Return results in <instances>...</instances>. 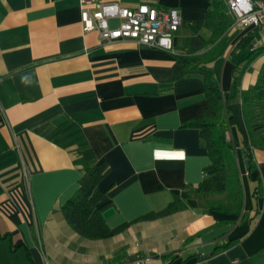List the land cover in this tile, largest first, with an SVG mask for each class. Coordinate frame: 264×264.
Instances as JSON below:
<instances>
[{
  "label": "crops",
  "instance_id": "0c3cea01",
  "mask_svg": "<svg viewBox=\"0 0 264 264\" xmlns=\"http://www.w3.org/2000/svg\"><path fill=\"white\" fill-rule=\"evenodd\" d=\"M100 1L178 9L177 54L125 39L101 43L82 30L81 9L91 3L0 0V264H58V245L72 264H102L108 246L129 243L136 250L114 264L133 255L150 258L142 264L264 263V149L252 143L264 130L248 131L241 102L264 67V22L234 25L228 0ZM200 61L227 102L220 122L241 178L239 217L207 208L230 206L227 193L195 192L210 162L191 124L207 105L192 69ZM81 145L109 166L98 184L115 209L106 224L131 221L109 243L82 237L60 210L77 188ZM177 197L183 209L136 219Z\"/></svg>",
  "mask_w": 264,
  "mask_h": 264
},
{
  "label": "trees",
  "instance_id": "16d2710c",
  "mask_svg": "<svg viewBox=\"0 0 264 264\" xmlns=\"http://www.w3.org/2000/svg\"><path fill=\"white\" fill-rule=\"evenodd\" d=\"M208 15L209 12L205 14V17ZM199 63L192 69L202 74L207 105L203 114L194 118L191 124L198 128L199 135L208 150L210 162L204 167V179L196 187L195 192L199 198L203 199H207L210 194L227 193L230 206L219 203L213 207L214 204L208 201L207 208H230L235 211L236 217H239L243 202L242 183L234 161V146L231 140L227 139L220 122L222 111L224 109L228 111L227 102L211 67L207 62L200 61ZM192 69L188 67L185 71L189 73ZM241 102L243 116L249 124L248 131L253 133L264 130V67H262L255 85L241 93ZM252 143L254 146L264 149V136L254 139ZM247 160L246 167L250 171L252 164L249 157ZM74 163L80 168V177L74 194L60 208L65 221L74 231L87 239H105L122 232L130 225L131 221L109 227L101 214L105 208L111 206V202L107 198V189L98 187L99 182L109 171L108 164L105 161H97L92 149L86 145L79 147ZM184 206L182 200L177 197L164 209L158 212H149L136 219L148 220L166 216L183 209Z\"/></svg>",
  "mask_w": 264,
  "mask_h": 264
},
{
  "label": "built area",
  "instance_id": "2783aa9c",
  "mask_svg": "<svg viewBox=\"0 0 264 264\" xmlns=\"http://www.w3.org/2000/svg\"><path fill=\"white\" fill-rule=\"evenodd\" d=\"M80 2L93 5L92 9L86 7L81 9L82 30L96 31L101 43L125 39L177 54L173 39L182 22L178 9L154 7L147 3L128 8L118 3H103L100 0ZM228 7L234 16V25L256 27L264 22V0H228ZM113 19L118 24L110 27L109 22ZM256 48L257 44L253 43L252 49ZM24 171L26 172L25 169ZM147 261L149 258L137 256L118 264H142Z\"/></svg>",
  "mask_w": 264,
  "mask_h": 264
},
{
  "label": "rangeland",
  "instance_id": "374dc122",
  "mask_svg": "<svg viewBox=\"0 0 264 264\" xmlns=\"http://www.w3.org/2000/svg\"><path fill=\"white\" fill-rule=\"evenodd\" d=\"M53 214H54V210H53ZM61 228L65 229L66 226L63 225V226H61ZM123 238H125V234H123ZM114 239H118V238L110 237V238L103 239L102 241H103V243H105V241H107V243H109V241H115ZM62 240L63 241H69V239H62ZM84 241H85V239H84ZM88 241L92 242L93 240H87V242ZM58 247H59V249L55 250V252L52 255L53 258H55L58 261V264H72L73 259L70 258L69 255H67L65 253V251L61 250V247H64V245H58ZM130 250H132L133 252L136 250L133 243L126 244V246H122L118 249L117 248L111 249L108 246L106 252L104 253V255L102 257V264H114V263L118 262V260L121 257H126V256L128 257L130 254ZM137 256H139V255H133L131 258H128L125 260H132ZM140 257H142V256H140ZM147 258H149V257H147ZM75 264H77V263H75ZM84 264H89V263H84Z\"/></svg>",
  "mask_w": 264,
  "mask_h": 264
},
{
  "label": "water",
  "instance_id": "95a60500",
  "mask_svg": "<svg viewBox=\"0 0 264 264\" xmlns=\"http://www.w3.org/2000/svg\"><path fill=\"white\" fill-rule=\"evenodd\" d=\"M243 155L246 156L245 153H243ZM245 164H246V165L248 164V160H247V159H245ZM114 213H115V209H114L113 207H111V206L105 208V209L101 212V214H102V216H103V218H104L105 220H107V219H109L111 216H113Z\"/></svg>",
  "mask_w": 264,
  "mask_h": 264
}]
</instances>
